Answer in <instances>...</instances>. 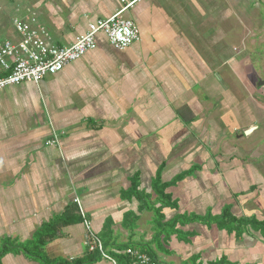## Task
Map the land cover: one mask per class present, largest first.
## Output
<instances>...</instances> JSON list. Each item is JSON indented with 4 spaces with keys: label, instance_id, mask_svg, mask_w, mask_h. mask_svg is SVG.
Listing matches in <instances>:
<instances>
[{
    "label": "crops",
    "instance_id": "1",
    "mask_svg": "<svg viewBox=\"0 0 264 264\" xmlns=\"http://www.w3.org/2000/svg\"><path fill=\"white\" fill-rule=\"evenodd\" d=\"M132 1L2 0L0 43L35 17L69 46ZM121 16L140 36L125 51L99 34L58 74L0 90V264H125L122 247L132 264L127 249L264 264V103L234 82L233 0H137ZM75 199L115 263L88 252ZM71 206L43 259L22 251Z\"/></svg>",
    "mask_w": 264,
    "mask_h": 264
},
{
    "label": "built area",
    "instance_id": "2",
    "mask_svg": "<svg viewBox=\"0 0 264 264\" xmlns=\"http://www.w3.org/2000/svg\"><path fill=\"white\" fill-rule=\"evenodd\" d=\"M135 1L128 3L124 9L105 20L89 24L87 32L78 37L69 46H59L52 42L46 29L35 17L28 20L14 21V29L18 35L17 41L5 40L0 43V90L20 84H38L44 78L53 76L64 70L68 65L80 60L86 53L97 47V36L102 34L108 43L118 51H125L133 43L140 40L135 24L122 18L121 14ZM58 144L57 136L48 142ZM78 206L80 217L86 229L85 246L88 252H99L101 258L115 261L105 253L101 241L92 231L80 202ZM125 255L132 257L135 264H158L148 256L139 254L132 249L125 250Z\"/></svg>",
    "mask_w": 264,
    "mask_h": 264
},
{
    "label": "rangeland",
    "instance_id": "3",
    "mask_svg": "<svg viewBox=\"0 0 264 264\" xmlns=\"http://www.w3.org/2000/svg\"><path fill=\"white\" fill-rule=\"evenodd\" d=\"M233 11L234 30L246 32L244 38L236 35L231 41L235 52H238L235 56H239V62H245L243 70L241 69L245 74L238 72L239 77L234 76V82L236 85L240 84L238 86L244 92L248 90L253 95L251 102L255 99L264 103V0H233ZM255 93L258 95L254 96Z\"/></svg>",
    "mask_w": 264,
    "mask_h": 264
},
{
    "label": "trees",
    "instance_id": "4",
    "mask_svg": "<svg viewBox=\"0 0 264 264\" xmlns=\"http://www.w3.org/2000/svg\"><path fill=\"white\" fill-rule=\"evenodd\" d=\"M158 186V190H159V195L162 197H165L163 191L165 189V185H158L155 184V187ZM75 211H76V207L75 206H71L68 207L67 210H65V212L61 215V217L54 219L53 221L49 222L47 225L42 227V231L40 232V234L38 235L36 241L30 245L27 249H23L22 251L24 252H28L31 250V252H33V254L31 256H38L39 258L43 259V252H44V247L46 246L47 243H49L50 241H52L55 236H56V231L65 225H69L70 224V218L74 217L75 218ZM80 220V219H79ZM158 223V220L155 221V224ZM157 227H161V225H158ZM162 228V227H161ZM158 237V236H157ZM103 244V243H102ZM104 249V246H103ZM124 248H118L114 254H112L114 256V258L117 261H123L125 262V264H132V262L128 259L125 258L123 256H121L122 251ZM21 250V249H20ZM105 250V249H104ZM41 253V254H39ZM39 254V255H38ZM98 258H101V255L99 254V252H93L90 253ZM44 263L47 264L46 260L44 261Z\"/></svg>",
    "mask_w": 264,
    "mask_h": 264
},
{
    "label": "water",
    "instance_id": "5",
    "mask_svg": "<svg viewBox=\"0 0 264 264\" xmlns=\"http://www.w3.org/2000/svg\"><path fill=\"white\" fill-rule=\"evenodd\" d=\"M263 85H264V83H263Z\"/></svg>",
    "mask_w": 264,
    "mask_h": 264
}]
</instances>
